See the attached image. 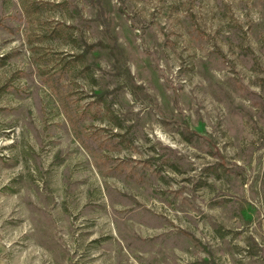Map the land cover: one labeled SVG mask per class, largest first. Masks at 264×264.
<instances>
[{"label": "rangeland", "instance_id": "374dc122", "mask_svg": "<svg viewBox=\"0 0 264 264\" xmlns=\"http://www.w3.org/2000/svg\"><path fill=\"white\" fill-rule=\"evenodd\" d=\"M0 264H264V0H0Z\"/></svg>", "mask_w": 264, "mask_h": 264}]
</instances>
